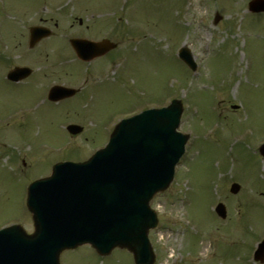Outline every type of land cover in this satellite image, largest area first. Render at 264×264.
<instances>
[{
    "label": "rangeland",
    "instance_id": "rangeland-1",
    "mask_svg": "<svg viewBox=\"0 0 264 264\" xmlns=\"http://www.w3.org/2000/svg\"><path fill=\"white\" fill-rule=\"evenodd\" d=\"M47 1L53 0H0V33L21 40L20 21ZM72 1L115 13L107 16L111 39L121 42L111 53L117 64L105 68L101 86L82 101L60 105L40 101L32 82L18 87L0 79V223L19 219L30 232L25 198L31 180L49 174L55 160L89 157L136 103L141 110L177 97L184 103L179 130L190 139L169 189L151 201L159 218L149 233L154 264H250V245L252 252L264 237V159L256 153L264 142V14L248 13V0H127L122 8L121 0ZM81 9L77 16L86 14ZM33 15L28 22L36 21ZM181 44L194 55L196 72L176 58ZM21 49L9 51L0 40V66L7 70L31 58ZM66 119L87 128L70 137ZM234 181L241 185L236 194L229 192ZM213 200L226 205L225 219L210 212ZM60 260L134 264L126 250L99 256L89 246L64 251Z\"/></svg>",
    "mask_w": 264,
    "mask_h": 264
},
{
    "label": "water",
    "instance_id": "water-1",
    "mask_svg": "<svg viewBox=\"0 0 264 264\" xmlns=\"http://www.w3.org/2000/svg\"><path fill=\"white\" fill-rule=\"evenodd\" d=\"M250 7L264 9V1L254 0ZM103 51L91 44L77 47L85 59ZM179 114L180 103L146 111L117 128L108 148L86 166L63 167L61 176L67 181L58 196L50 193V199L31 200L41 234L38 244L31 242V250L14 244L0 246V264H58L62 249L84 242H92L102 253L112 246H126L134 255H143L138 256L139 264H149L141 261L144 255H152L143 241L156 220L147 202L155 191L167 187L182 151L184 137L174 130ZM260 151L264 155V146ZM263 251L264 243L260 258Z\"/></svg>",
    "mask_w": 264,
    "mask_h": 264
},
{
    "label": "flooded vegetation",
    "instance_id": "flooded-vegetation-1",
    "mask_svg": "<svg viewBox=\"0 0 264 264\" xmlns=\"http://www.w3.org/2000/svg\"><path fill=\"white\" fill-rule=\"evenodd\" d=\"M54 25L57 26L56 23H54ZM71 26H73V22L71 23ZM86 28H89V26H86ZM61 30L66 31V32H67V31L69 32V31H71V28H69V29H61ZM53 35H56V34L53 33L52 36H53ZM69 40H70V37H67V38H66V43L63 44V47L69 49V44H68V41H69Z\"/></svg>",
    "mask_w": 264,
    "mask_h": 264
}]
</instances>
